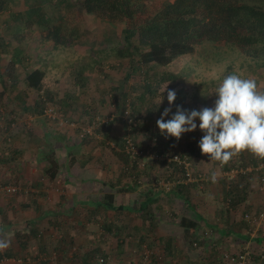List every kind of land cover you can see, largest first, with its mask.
I'll use <instances>...</instances> for the list:
<instances>
[{
	"label": "crops",
	"instance_id": "0c3cea01",
	"mask_svg": "<svg viewBox=\"0 0 264 264\" xmlns=\"http://www.w3.org/2000/svg\"><path fill=\"white\" fill-rule=\"evenodd\" d=\"M3 26H8V20ZM39 39L28 37L22 63L12 62L15 44L0 54V185L18 183L24 191L0 201V239L11 240L5 251L20 249L38 228L44 243H54L49 247L54 252L75 246L88 250L93 243L109 251L107 241L111 237L112 249L115 248L111 258H119L117 264H139L134 252L147 248V243L152 248L158 244L156 249L164 253L165 264H221L222 253L236 240L248 245L250 264H264V221L256 230L248 222L249 229L234 221L232 205H220L225 199L221 189L202 198L197 195L198 190L187 191V186H199L198 183L175 186L181 174L173 164L149 162L143 168L131 167L114 153L103 156L102 147L88 139L107 140L112 147L122 143L130 134H118L121 129L124 131L118 110L115 109L116 117L104 134L81 139L69 125L73 122L69 114H73L76 97L66 94V124L60 127L51 123L43 114L38 95L33 98L39 92L25 83L33 70L46 74ZM184 96L188 109H195L196 105ZM83 107L86 115L87 104ZM196 147L201 152L198 144ZM52 161L56 168L51 178L48 170ZM219 167L225 165L219 163ZM249 179L250 187L254 186ZM168 183L172 185L170 192L165 188ZM221 186L230 189L225 182ZM230 194L229 191V197ZM240 199V210H251L259 204L252 202L253 197L248 194ZM183 219L195 226L189 233ZM98 229L101 238L94 234ZM195 240L198 245L194 242L192 247L190 241ZM38 241L29 239L30 249L34 245L40 249ZM130 248L133 249L128 252Z\"/></svg>",
	"mask_w": 264,
	"mask_h": 264
},
{
	"label": "trees",
	"instance_id": "16d2710c",
	"mask_svg": "<svg viewBox=\"0 0 264 264\" xmlns=\"http://www.w3.org/2000/svg\"><path fill=\"white\" fill-rule=\"evenodd\" d=\"M151 1L25 0L26 10L16 14L10 11L8 25L14 26L15 31L11 36L12 41H8V43L0 33V54L1 51L12 49L13 42H15L17 46L13 48L15 56L12 62L13 64L22 63L23 45L26 44L30 34H36L43 42L50 43L52 51L75 45L80 39L79 32L74 28L69 30L65 15V12L73 10L81 11L111 25H123L120 34H116L117 38L114 39V43L117 45L111 51H104L106 56L101 60H94L93 65L96 69L102 68L104 59L109 57L117 59L118 64L114 68L121 71L122 77L120 83L110 89V94L120 115H124L128 104L132 109L138 110L141 105L149 102V94L156 97L158 90L165 84L178 81L181 75L166 69L179 58L194 55L197 46L206 43H225L239 49L248 57L264 59V0H163L160 8L152 6ZM17 3H19L18 0H0V15L8 12L11 5ZM45 75V72L40 69L33 70L26 76L27 87L40 94V91H43L42 81ZM76 78L79 84L77 95L87 94L88 76L85 74V67L76 71ZM182 92L179 91V94H176V100L171 105L170 113L172 115L168 119H171L176 113L177 106H181L187 111L190 110L186 104V96H183ZM72 97L74 98L73 95ZM40 104H42L45 114L49 103L43 95H41ZM150 106L153 109L150 114L152 115L157 106L156 104H150ZM65 107L66 105L63 104L62 108ZM151 119L150 121L147 119V123L131 130L130 136L131 134L139 135L136 132L139 133L142 127L151 124ZM110 124L111 122L101 125L99 132L104 134ZM148 127L150 130L151 126ZM157 138L160 146L163 147L161 139ZM153 139L154 137L148 142L152 143ZM118 145L123 151L124 139ZM160 146L156 145V147ZM161 147L160 152L163 150ZM121 157L126 161L125 164L131 166L130 158L127 155L123 153ZM261 161L264 162V160ZM54 164L53 162L48 170L51 178L55 174ZM173 165L179 168L181 174V177L174 182L175 186L188 185L189 183L185 182L183 177L184 171L178 165ZM254 165L256 164L254 163ZM254 174L256 173L254 172ZM259 174L261 175V173ZM240 177L242 178L243 175L240 174ZM187 187L188 191L196 186ZM184 190L183 192H185ZM23 192L22 188L15 195ZM230 196L229 203L236 205L241 200L240 196L233 193ZM182 224L185 225L188 233L195 228V226L191 227L192 222L186 219L182 220ZM39 235L40 231L36 228L28 237L30 240L41 241ZM28 237L24 242L25 246L22 245L20 249L15 247L14 250L0 252V261L23 259L22 264H29L28 258L30 261L32 258L35 260L36 257L30 253ZM43 247L42 252L45 250ZM68 250L61 249L60 252L57 250L56 253L59 257L53 264H105L111 258L107 251L98 247L88 250L77 249L76 252H73V249ZM146 252L151 254L150 263L144 260ZM134 253L141 257L140 264H155L160 261L156 257V251L150 246L145 250L142 247L136 249ZM29 255L33 257L30 258ZM154 259L156 260L154 261ZM36 264H50V262L45 259L36 262Z\"/></svg>",
	"mask_w": 264,
	"mask_h": 264
},
{
	"label": "rangeland",
	"instance_id": "374dc122",
	"mask_svg": "<svg viewBox=\"0 0 264 264\" xmlns=\"http://www.w3.org/2000/svg\"><path fill=\"white\" fill-rule=\"evenodd\" d=\"M24 1L25 0H18L19 3L11 5L8 12L0 15V33L8 41H12L11 36L15 31V27L10 25L5 27L3 26L4 22L9 20L10 11L16 14L22 10H26ZM162 1L163 0H152L150 4L155 8H160ZM65 15L67 16L66 23L69 30L72 28L78 30L80 36L79 42H77L75 45L62 47L52 51L50 43L43 42L41 39H39V45L42 44L41 47L44 51V64L47 68L46 77L44 79L46 88L43 89V91H40V94H35L33 98H35L36 95H38L39 99L41 98V95L45 96L47 98V102L49 103L48 105H52L51 107L56 108L61 114L65 116L69 113L67 104L63 102L64 98L68 96L66 94L76 97L73 114H69L70 120L76 124V127H72L71 130L73 131V134H82V130L93 125L94 122L116 117L115 103L110 94V89L116 87L117 84L120 83V79L122 77L121 71L114 68V66H117L118 64L117 59L115 57L104 59L102 68L96 69L93 65L94 60H101L106 56L104 51H111V49L117 45L114 43V39L117 38L116 34H120L123 25H111L97 20L94 17L86 15L78 10L65 12ZM32 36L36 37L38 35H29V37ZM13 43L16 45L15 42ZM83 67H85V74L88 76V84L86 87L87 94L85 93L78 96L76 93L79 84L77 83L76 71L81 70ZM166 70L172 71L177 75H181L180 79L176 82H169L164 85H167V89L164 91V93H162L163 102L161 104L160 101L162 97L160 93L164 86L158 90L156 97H153L152 94H149L148 99L150 103L148 102L145 105H141L140 109L138 110L132 109L136 116H141L145 119H148L149 121L152 118V123L148 125L151 126L150 130H148L149 127L146 125L147 127H142L139 133L136 132V134L139 135L131 134V136L134 138L138 146H146V149H151L152 143H149L148 141H150L152 137H159L163 147H161L160 144L159 146L163 150H168L170 154H181L188 157L192 163L194 175L203 174L211 178L212 173H215L217 177V181L215 183L209 181L207 183H199L200 187H192V189L199 191H197L198 194H196L202 198L213 195L218 191V189H221L223 191L222 192L220 190L221 195H223L225 199L220 201V205L222 206L223 203L224 206H227V203H229L228 199L230 198L228 196L229 191L237 196H244L247 194L252 196V202L259 203L258 205L261 206V209H256L258 206L257 205L251 210H240V208L237 207V204L235 205L233 203H229L232 205V207L234 206L237 208L236 209L233 207V217H235L234 221L243 223L245 228L249 229L250 227L248 228L249 225L245 221V216L247 214L259 215L261 211L264 212V184L261 181V175L259 174V171H256V174L252 175L250 173H240L243 175L242 178L240 177V174H230V172L232 169L246 170L247 168H258L264 162L261 161V159L253 156L251 153L245 151L234 157L228 164L225 165L224 168H220L218 161L210 160L209 156L202 155L196 147L195 143L197 137L204 134L198 127L200 123L199 119L195 121L197 123V132L192 131V134H189L190 132L185 133L178 141L174 137L165 139V135L161 134L156 121L161 118L164 109L170 107L167 100V92L169 90L175 91L176 94H179V91H183V96L187 95L190 104L196 105V108L193 110L197 111L204 107H214L215 100L218 98L215 95V90L222 82V79L225 75L237 74L240 75L241 78L254 79L257 82L258 91L264 92V59H253L248 57L239 49L225 43H206L202 46H197L194 55L179 58ZM47 95L49 96L47 97ZM63 104L66 105L65 108H62ZM84 104H87L88 107V113L86 115H84ZM150 104H156L157 106L152 115L150 114L151 110L153 111V109L150 108ZM170 115H172V113H169L167 117H164L165 121L168 120ZM118 118L120 119H118L119 122L121 121L120 124L124 127V131L121 129L120 133L118 134H130L131 132L124 124L123 115L119 114ZM49 121L60 126L56 121ZM101 127L102 126H100L93 134H101L99 132ZM143 138H146V140ZM88 140H91V142L93 141L102 147L103 156H112L111 154L114 153L119 156L121 161L123 160L121 157L122 151H120L121 149L119 148L118 144H115V147H112V142L107 144V140ZM160 147L153 146L152 149L158 152L160 151ZM149 162H155L159 164L162 163L161 161L147 158L145 163ZM129 163H131L130 160ZM254 163L256 165H254ZM249 178H252V181L254 182V186L252 187H250ZM222 182H225V184L229 186L230 189H227L228 191L226 188L221 186ZM236 185L238 187H235ZM98 232L99 229L94 234L97 235ZM204 236L206 238L209 237L208 235ZM97 238H101V236L97 235ZM111 239L112 238L110 237V239L107 241V247L109 246V251L107 252L110 256L115 254V248L112 249V242L114 240L112 241ZM44 242L46 241L42 238L41 241H38L39 246H44L43 248L45 250L43 252L42 247H40V249L37 245L31 247L30 253L35 256L36 259L34 260L32 258L33 256L30 257L29 255L28 257L32 258V261H30L28 258L29 264H36V262H41L45 259L49 260L50 264H53L56 258L59 257V255L57 256L56 252L49 250L50 245H54V243H50L48 245ZM194 242L197 243L196 240L190 241V245L192 247L195 245ZM240 244L243 245V247H239ZM136 245L139 244L136 243ZM145 245L148 248V243ZM157 245L156 248L158 249L159 246ZM94 246L101 248V245H95V243H93L91 248H95ZM156 248H154V250L157 252L156 255L161 254V251L157 250ZM71 249H73V252H76L78 247L75 246ZM132 249L133 248L128 249V252H130ZM145 249L143 248V250ZM246 249L249 250L246 242L236 240L233 243L231 242V246H229L226 251L236 254L243 252ZM24 255L25 253L23 256ZM140 258V256H137V261L139 264ZM22 260L3 259L0 261V264H22ZM118 261L119 258H117L116 261H113L112 258H110L105 264H117ZM165 262L166 261L164 257L162 261H159L155 264H165Z\"/></svg>",
	"mask_w": 264,
	"mask_h": 264
},
{
	"label": "clouds",
	"instance_id": "9594fccd",
	"mask_svg": "<svg viewBox=\"0 0 264 264\" xmlns=\"http://www.w3.org/2000/svg\"><path fill=\"white\" fill-rule=\"evenodd\" d=\"M166 89L167 85L161 89L160 104ZM215 95L218 98L214 107L189 112L177 106L176 113L165 121L164 117L169 115L176 100V92L169 90L167 100L170 107L165 108L156 121L161 134L165 139L174 137L178 141L183 134L197 129L195 121L199 119L198 127L204 133L199 142L202 155L218 161L221 166L245 151L264 160V92L258 91L257 82L237 74L225 75ZM211 179L216 182L215 173ZM10 245V239H0V252Z\"/></svg>",
	"mask_w": 264,
	"mask_h": 264
},
{
	"label": "built area",
	"instance_id": "2783aa9c",
	"mask_svg": "<svg viewBox=\"0 0 264 264\" xmlns=\"http://www.w3.org/2000/svg\"><path fill=\"white\" fill-rule=\"evenodd\" d=\"M44 116L51 121H56L60 126H64L66 124V118L63 114H61L58 110H56L54 107H51L47 105V108L45 109ZM112 121V119H105V120H98L97 122H94L93 125L84 128L82 130V134H80L81 139H85L87 136H91L101 125L109 124ZM123 121L126 126V128L131 131L133 129L138 128L139 126L147 123V119L143 117L136 116L131 108V106L128 104L126 110L124 111L123 115ZM71 127H76V124L74 122L70 123ZM203 136H198L196 139V142L199 146V142ZM124 149L123 153L127 155L130 158L131 166H138L140 168H143L145 166V160L147 158H151L156 161L165 162L167 164H176L180 168L183 169V177L185 178V182L187 183H207L209 181H212L211 178L203 175V174H197L194 175V171L192 168V163L188 159L187 156L181 155V154H170L168 150H162V152L154 151L152 148L153 146L159 145V139L157 137H154L152 141V147L151 149H142L138 144L134 141V139L130 135H126L124 138ZM168 165V167H170ZM259 171L261 173V181L264 184V163H262L258 168L253 169H246V170H234L232 169L230 174H247L251 172ZM231 176V175H230ZM217 181V180H216ZM172 185L166 184L165 188L167 191L171 190ZM22 190V187L18 183H12L8 185H0V201L5 197L13 196L17 193H19ZM245 221L250 223L252 227H255V230L261 225V223L264 221V212L259 215H246ZM150 252H146L144 256V260L147 262H151L149 254ZM158 260H163L165 255L164 253L157 255ZM251 257L252 254L249 250H245L243 252L239 253H230L227 251H224L221 255V264H250L251 263ZM102 262V260H101Z\"/></svg>",
	"mask_w": 264,
	"mask_h": 264
}]
</instances>
